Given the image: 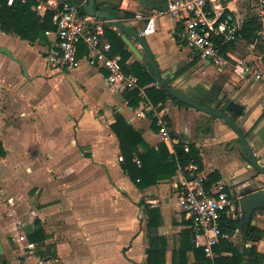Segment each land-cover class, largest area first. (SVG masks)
Masks as SVG:
<instances>
[{
  "label": "crops",
  "instance_id": "0c3cea01",
  "mask_svg": "<svg viewBox=\"0 0 264 264\" xmlns=\"http://www.w3.org/2000/svg\"><path fill=\"white\" fill-rule=\"evenodd\" d=\"M36 1L45 4L47 0ZM252 4V0H232V16L244 22L252 14ZM145 6L150 13L162 12L135 0H110L108 8L119 9L122 15L124 10L136 13ZM46 10L43 6L35 11L43 16ZM122 19L125 25L141 32L143 21L133 17ZM178 24L170 13L158 14L157 31L145 39L174 89L197 101L202 97L207 100L210 89L201 88L198 95L188 89L189 82H200L207 72L201 74L204 69L196 66L198 54L179 43ZM112 28L121 36L118 29ZM133 42L141 49L137 41ZM239 42L244 44L242 40ZM49 45L48 36L46 41H30L0 28V46L9 48L19 59L0 51V143L6 151L0 155V262L145 264L152 246L163 251L166 264H196L191 219L176 198L175 180L179 172L140 188L122 166L123 154L111 124L120 112L151 147L168 141L176 150L179 145L184 149L195 143L200 149L203 174L209 176L219 171L220 181L226 185L223 170L236 165L234 150L238 148L239 135L223 118L189 104L168 98L153 105L145 87L139 104L129 106L123 94L127 88L119 81L112 82L107 69L91 66L85 59L75 69L51 67ZM135 60L139 59L132 54L127 64ZM146 61L141 62L146 65ZM205 64L213 65L207 61ZM215 67L216 79L226 69ZM197 73L199 76L195 77ZM69 76L78 82L81 96ZM223 84V90L228 92L220 95L219 91V100L240 96L237 91L228 98L230 84L227 81ZM238 102L244 105V111L233 117L256 148L258 139L250 130L262 115L263 105L254 112L256 106H247L246 99ZM159 115L167 119L168 139L158 124V129L152 126ZM260 120L264 121V117ZM207 150L215 154L209 169H206ZM247 168L250 170L248 165ZM155 207L160 215L150 219L148 209ZM36 219H40L46 233L42 242H31L28 238L36 227ZM251 226L262 232L260 239H251L246 245H254L264 255V212L253 216ZM239 231L226 233L214 247L215 257L232 255L231 246L242 244Z\"/></svg>",
  "mask_w": 264,
  "mask_h": 264
},
{
  "label": "built area",
  "instance_id": "2783aa9c",
  "mask_svg": "<svg viewBox=\"0 0 264 264\" xmlns=\"http://www.w3.org/2000/svg\"><path fill=\"white\" fill-rule=\"evenodd\" d=\"M167 1L165 12L145 13L140 10L135 13L133 19L144 22L141 29L143 36L157 31L158 14L170 13L179 23L177 37L180 44L188 46L204 61H210L221 70L232 68L244 78L251 77L256 82L264 80V0H252L250 17L258 25L257 36L252 41L240 36L243 21L232 16V0ZM13 2L9 0V4ZM43 6L54 11L55 29L45 31L50 38L48 62L51 67L75 69L85 59L91 66L107 69L112 82L119 81L124 88L138 87L142 91L138 78L125 73L121 56L112 54V43L106 36L107 19L83 12L82 7L71 0H47L45 4L37 2L34 9ZM239 40L244 42L242 46L245 49L241 57L237 55ZM231 43L234 46H230ZM82 47L84 51L80 54ZM156 122L168 139L164 116H157ZM184 150L189 152V146H184ZM136 160L140 164V160ZM175 187L177 203L191 219L195 246L214 259V247L227 236L222 231V223L238 220L228 186L220 180L209 183L201 167L191 161L184 167L180 166Z\"/></svg>",
  "mask_w": 264,
  "mask_h": 264
},
{
  "label": "trees",
  "instance_id": "16d2710c",
  "mask_svg": "<svg viewBox=\"0 0 264 264\" xmlns=\"http://www.w3.org/2000/svg\"><path fill=\"white\" fill-rule=\"evenodd\" d=\"M36 4V0H27L25 2L14 0L11 4H9V0H0L1 30L14 32L21 38L30 41H46L47 36L45 31L55 29L53 22L54 11L47 9L44 15L41 16L34 10ZM82 11L84 12L83 9ZM111 12L113 16L119 19L120 17H134L135 15L134 11L128 10H124L122 15H120L119 9L114 8ZM257 29L258 25L255 19L248 17L244 20L239 33L243 39L252 41L257 36ZM106 36L112 43V54H119L121 56L123 69L126 73H131L138 78L139 86L145 87L146 95L153 105L157 106L164 103L168 98L178 103L187 104L173 97L170 93L159 87V85H153L156 82V78L147 61L146 65L139 60H135L130 65L127 64V61L133 53L126 46L118 31L113 29L110 23H108L106 28ZM230 46H234V43H231ZM83 51L84 48L82 47L80 54ZM123 94L128 101V105L132 107L137 106L142 99L141 90L138 87L125 89ZM211 97L209 100L207 99L208 101L205 97H202L199 101L203 104L214 106L212 99L215 96L213 95ZM152 126L158 129L155 119H153ZM111 127L119 139L123 154L122 166L130 178L142 189L157 184L161 179L172 178L179 172L180 166L184 167L191 161L202 167L203 162L200 149L195 143H189V152H186L184 149L181 152L178 149H173L171 143L168 141L162 142L156 147H151L145 141L141 132L135 129L120 112L115 114V121L111 124ZM5 153L6 151L0 143V155H5ZM136 159L140 160V164ZM208 178L209 183H212L220 180L221 174L215 170L209 174ZM148 212L150 219L151 217L160 215L159 209L156 207L148 209ZM35 225V229L28 233V238L31 242H42L46 238V233L41 225L40 219L35 220ZM148 225H152L151 220H149ZM237 229L242 231V244L238 243L231 246V256H217L211 260L205 255L202 248L195 247L194 250L198 260L196 264H244L245 262L261 264L264 255L259 253L254 245L247 246L246 243L253 239L251 235L255 236L256 234H260L262 230L257 227H254L252 231L244 230L239 220L231 219L222 223V231L224 233L233 234ZM162 253V250L151 246L148 250V257L145 264H166L165 257ZM0 264H7V262L2 261Z\"/></svg>",
  "mask_w": 264,
  "mask_h": 264
},
{
  "label": "water",
  "instance_id": "95a60500",
  "mask_svg": "<svg viewBox=\"0 0 264 264\" xmlns=\"http://www.w3.org/2000/svg\"><path fill=\"white\" fill-rule=\"evenodd\" d=\"M72 2L79 4L82 9L92 15H96L101 18H105L109 23L118 29L121 32V38L129 48V50L139 59L147 60L152 68V73L156 78L157 84L159 87L170 93L173 97L195 107L198 110H201L207 114L223 118L234 131L239 135L243 146L245 147L250 162H252L258 169L264 172V166L260 165L257 161L254 150L242 130L238 121L231 115V113L241 114L244 111V105L235 99H230L226 101V106L224 109L218 106L206 105L200 101H197L190 97L189 95L183 94L176 89H174L168 82V78L159 68L155 57L145 39V36L141 34L138 29H133L125 25L120 19H117L113 16L112 12L109 10L108 5L110 0H71ZM139 3L145 4L155 10L165 12L168 9V1L162 0L161 3H157L152 0H135ZM137 41L141 45L139 49L133 42ZM0 51L6 53L12 58H15L11 50L7 47L0 46ZM198 56V55H196ZM16 59V58H15ZM19 60V59H16ZM207 64H210V61H207ZM70 83L75 89L76 93L81 96V88L78 85V82L72 77H68ZM178 150L181 152L183 150V145H179ZM241 204V224L244 230L249 228V231H252L253 227L251 226V220L256 214L257 210H262L264 212V189L257 190L255 192L249 193L240 199ZM253 240L260 239V235L256 234L252 236Z\"/></svg>",
  "mask_w": 264,
  "mask_h": 264
},
{
  "label": "rangeland",
  "instance_id": "374dc122",
  "mask_svg": "<svg viewBox=\"0 0 264 264\" xmlns=\"http://www.w3.org/2000/svg\"><path fill=\"white\" fill-rule=\"evenodd\" d=\"M141 11H144L145 13H150V10L146 6L144 8H141ZM120 20L122 22H124L122 18ZM238 45H239L238 46L239 51H238L237 55L239 57H241L245 54V49H244V46H242V44L240 42L238 43ZM196 66H199L200 68L204 69L203 73H201V74H204V72H207V73H206L205 79L200 80V82L197 80L192 82V83L189 82L188 89L190 90L191 93L198 95L201 88L210 89L209 90L210 95L207 96V99L209 100L210 98H212L211 96L214 95L215 98L212 99L213 100L212 103H217L219 101L218 96H220L223 91L228 92L227 90H223V86H224L223 83H224V81H227L230 84L227 86L230 90V93H227L228 98H230L231 93H235L237 91H240V96L237 97V99L236 98L235 99L237 101H239L240 99H246V101H248L247 106H249L250 108L254 107V105H255L257 109H255L254 112H257L259 110L258 108L261 105H263V108H262L263 113L261 116H259V119H261V117H264V80L256 82L251 77L244 78L241 75H236L234 69H232V68L226 69L222 74H219V76L215 79L214 75L217 74V72H218L217 68L214 65H206L205 61L200 57L197 58V65ZM233 75L235 77L232 78ZM198 76H199V74L196 75L195 77H198ZM231 83H232V85H231ZM219 91H220V95H217V93ZM232 98L233 97L231 96V99ZM231 115L234 116L235 114L231 113ZM255 123H256L255 126H253L251 128L250 132L255 134L256 136H258L260 134L264 135V121L257 120V122H255ZM258 138H259V136H258ZM204 149L205 150L208 149V146L204 147ZM205 153H206V158H205L206 159V169H209L211 167V165L213 164L212 158L215 154L213 155L209 150L205 151ZM1 176L2 175H0V177ZM45 179L50 180L49 176H48V178H47V176H45ZM45 179H44V177H41L42 181H45ZM39 181H40V179H39ZM240 234L242 235L241 230L239 231L238 236ZM237 240L239 241L240 237H237Z\"/></svg>",
  "mask_w": 264,
  "mask_h": 264
},
{
  "label": "flooded vegetation",
  "instance_id": "af4514ba",
  "mask_svg": "<svg viewBox=\"0 0 264 264\" xmlns=\"http://www.w3.org/2000/svg\"><path fill=\"white\" fill-rule=\"evenodd\" d=\"M225 100H227L226 97L213 104L224 109L226 106ZM255 124L256 123H254L253 126H255ZM258 136L257 139L259 145L256 148H252L254 150V154L257 161L260 165L264 166V135L260 134ZM234 151V163H236V165L233 168L223 170V172H225L226 174L228 189L232 196L235 212L237 213L236 217L241 223L242 211L240 199L241 197L249 193L264 189V172L258 169V167H256L252 162H250L248 153L245 147L243 146L240 138L238 148H236ZM247 165L250 167V170L247 168ZM259 212L263 211L257 210L256 213ZM246 230H249V228Z\"/></svg>",
  "mask_w": 264,
  "mask_h": 264
}]
</instances>
